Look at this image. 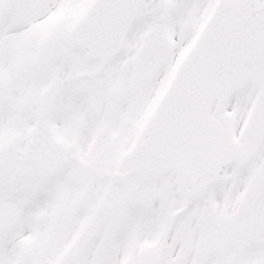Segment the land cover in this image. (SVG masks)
I'll return each mask as SVG.
<instances>
[{"label": "snow or ice", "instance_id": "obj_1", "mask_svg": "<svg viewBox=\"0 0 264 264\" xmlns=\"http://www.w3.org/2000/svg\"><path fill=\"white\" fill-rule=\"evenodd\" d=\"M0 264H264V0H0Z\"/></svg>", "mask_w": 264, "mask_h": 264}]
</instances>
